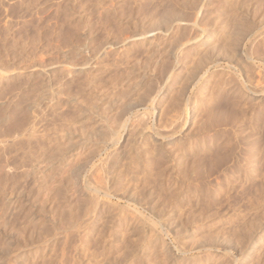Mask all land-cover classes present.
I'll return each instance as SVG.
<instances>
[{"label": "rangeland", "instance_id": "rangeland-1", "mask_svg": "<svg viewBox=\"0 0 264 264\" xmlns=\"http://www.w3.org/2000/svg\"><path fill=\"white\" fill-rule=\"evenodd\" d=\"M162 1L0 0V264H6V261L9 258H11V261L14 260L13 257H15V255L18 257V254H20L17 258L18 264H41L40 260L44 262L45 259V263L50 262L51 264L55 262L58 264L59 261L57 262V260L60 255V246L68 249V251L66 250L68 253L66 252L65 254L66 258L62 259V264H64V259H66L65 264H90L91 260L93 262V259H95L92 255L97 256L104 247L112 246L115 240L116 242L120 241V243L115 242L118 252H120L123 247L120 245L121 241L125 240L129 243L127 249L130 247L134 258H138L137 252H139L142 245L145 248L147 247L148 261H154L150 263L148 262L149 264H264V248L263 250L258 251V248L261 247L262 249V246H264V173H262L264 172V154L262 155L263 159L259 166L261 171L259 169L260 172L258 171L256 175L254 174L252 176V178L245 177L243 172L244 166L242 165L245 161H243L242 158L244 155L246 156L245 153H247V150L245 149V143H242L244 146L241 145V147H238L241 144V142L239 143L241 139H238L241 135L243 136L241 138L249 136L250 131L249 129L247 130V127H245L247 124L244 123L245 134L243 132L239 136V131L236 129V125L233 127L234 124H237L235 122L237 116L235 115L239 116L241 114V112H239V114L236 111L241 110L240 108L242 106L243 108L247 107L249 112H253V114L250 112V116H247L249 115V112L246 109V111L242 109V111H244L242 112L243 116L246 115L251 119L253 117L255 122L256 118H259V106L256 105L259 104V98L251 97L250 92L252 89L254 91H259V88L263 85V83L257 82L263 78V76L260 75L264 72V66L261 62L254 61L248 63L252 67L248 66V69H246L244 68L245 64L242 60V56H244L245 51H247L250 46L252 47V45L257 48L255 49L252 47L255 55H259L260 57L264 56L262 55V53H264V0ZM190 3H193V6H196L197 9L195 8L193 10V7L189 12L191 9V7H189ZM160 14L162 15L160 16ZM174 15L178 16L177 19L176 17H173ZM180 16H183L184 18H181ZM164 17L168 20V23L166 24L162 23L161 20ZM187 17H190L191 19ZM232 17L234 19H232ZM157 19L161 20V24L157 22ZM188 19H190V21ZM234 20L235 23H238L239 21L243 23H239L241 29L245 28L239 30L241 42L237 41L238 47H236V51L238 50L237 48L240 50L237 52L234 50V52L227 48L232 53H229V55L234 54L231 58H229V51H226L227 49H225V47V50L223 49L224 52L221 48L218 50L216 49L217 52L221 49L218 53L214 52L215 50H210L207 52L209 55L206 54L207 56H205L201 63L198 64V58L202 56V53L198 48L201 47L200 45H202L205 39L209 37L208 32H211L213 29H217L226 23H234ZM237 20L239 21L236 22ZM154 21H156L158 25H155ZM258 21L260 24L257 23ZM153 22L155 26L152 24ZM204 22L205 24H203ZM151 24L153 28L151 27ZM247 25V28L250 29L248 33L246 30L247 28L245 27ZM245 32L249 36L244 37L247 35L244 34ZM262 32L263 34H261ZM242 34H244L243 38ZM256 35L258 37H261L262 35V37L255 38ZM196 39L199 40L200 44L198 43V40L195 42ZM172 40L173 42H171ZM253 40H256V44ZM183 42H185V44H183ZM194 43H197V45ZM179 44H182L185 50L188 47L189 49L191 48L194 50H182V46L179 47ZM192 45H195L196 48ZM179 49L182 52H180ZM256 50L258 53L255 52ZM183 51L186 53L184 54ZM187 51L188 53L190 51V53L188 54ZM209 52L214 54H211L210 56ZM196 53L201 56L199 57ZM215 53L218 54V59H215L217 55ZM222 53L224 55H221ZM183 54L185 56H182ZM185 57L187 58L184 59ZM225 57L226 59H229L226 60ZM234 59L235 62L238 61L237 63L239 64L235 65ZM191 61L193 64H196L192 65ZM175 62H178L177 65H175ZM206 62L212 65L210 66ZM217 63L219 64L217 65ZM164 64L168 66H165ZM171 64H174L176 68ZM203 64H207L205 65L206 67ZM169 65L173 66H170V71L164 68L169 67ZM196 65L197 67L202 66L204 68H197ZM190 66L194 67L192 68L194 73L198 70L199 74H192ZM215 66H218L217 70ZM257 66L259 68L261 66V69H263L261 70L257 68ZM239 67H242V69L244 68L245 70H241ZM162 68L165 69V73L164 71L162 72ZM199 68L202 70H199ZM205 68L208 69L205 71ZM238 68L239 70H236ZM171 71L180 74V78L185 80H187L186 77H191L192 79L194 76L197 77L199 75L197 78L195 77L196 82L193 78V83L185 88V91L182 93L183 96H179L182 100H177L175 106H171L166 100L163 101L162 99L164 98V94L166 95V93H169V90L172 91L177 88V83L171 84L170 81L167 80V77L170 74L166 75V73H172ZM184 74H187V76ZM200 74L202 75L201 77ZM218 75L219 79L216 77ZM231 76L233 78L235 76V80L237 81L234 82L235 80ZM230 77L235 84L230 80ZM259 77L261 78L259 79ZM204 78L206 80H204ZM207 79H209L208 82H205ZM179 86L180 85H178V87ZM198 86L200 87L198 88ZM234 86L237 87L234 88ZM258 86L259 88H257ZM219 87L221 89H219ZM238 87L239 89L240 87L242 89H240V92L237 91ZM247 87L250 89L252 87V89L248 91L249 88ZM151 88L154 89L155 93ZM200 88L201 91L197 92ZM230 88H232V90ZM195 89L197 90L195 91ZM142 90L144 93L141 92ZM149 90L154 93L152 94V97L154 98L152 101L153 103L147 102V98L144 99L147 103L143 101V98L149 93H147ZM156 90L160 91L159 95H157L161 97L159 99L156 96L158 93ZM208 92L211 93V96ZM226 92H228L227 95ZM242 92H245L246 95L241 99L240 96H244L245 94ZM234 93L235 95H233ZM225 95L227 99H224ZM214 98H216V100ZM232 98H234L233 101L228 100ZM255 98L256 100L254 101L256 103L254 102V106V104L252 105V100ZM110 99L112 101H110ZM217 99L221 102L219 103ZM247 99L251 100V103ZM227 100L232 103L224 102ZM183 101H187L186 104ZM243 103L245 105L247 103L248 106L243 105ZM232 104H234V106ZM249 104L252 106L250 105L249 107ZM131 105H133V107ZM222 105H225V107ZM226 106H228V108H226ZM229 106L233 107L229 108ZM253 106L256 109H253ZM126 107L127 110H125ZM128 107L130 109H128ZM216 107L219 110H217ZM248 107L252 109L249 110ZM208 109H214L213 111L215 112H209ZM221 109L224 113H222L223 111ZM93 110H95L96 113ZM220 110L221 112H219ZM207 112H209V115H213L214 113L213 117L212 115H210V117H205ZM217 113H220L222 116L219 115V117ZM197 114L198 117L196 116ZM121 116H124L125 118H121ZM246 116L243 117L245 118V121L246 119H249ZM234 117L236 118L234 119ZM208 118H213L210 119L211 123H214L217 119H221L220 122H224L222 125L216 122L214 123V126L213 123L212 125L209 122ZM206 120L211 124L210 126L207 124ZM116 122H118L117 125L115 124ZM162 123L165 126H163ZM217 123L219 124L218 126H216ZM212 126L214 127L212 128ZM59 129L62 130L60 131ZM82 129H84L83 132ZM93 130H97L96 133L93 132ZM102 130H107L108 136L107 134L105 136L103 135V140L101 138L100 140L97 134L101 131V133H99V137H101V134L103 133ZM259 131L262 132L260 128ZM259 131H257L259 137L258 135H255V137L252 136L253 138L251 137L252 141L253 139H258L256 142L255 140L253 141L255 147H261L264 145V132L261 134ZM172 132H174V135ZM92 134H94L95 137L97 135V138ZM171 135L173 136L171 137L172 140L169 137ZM162 136L165 138H160ZM211 136H214L215 138H212ZM85 137L88 139V142ZM111 137L115 139H112ZM200 138L201 140H199ZM202 138H204V140L207 139L208 141L206 140V142L208 143H204L205 141H202ZM193 140L194 145H198V147L193 146ZM196 140H199L200 142H197ZM189 142L190 146L192 145V149L189 146ZM258 142L261 143L257 145L256 143ZM60 143L64 146L60 145ZM205 144L218 146L212 148V153L211 149L205 148L208 146H204ZM199 147L205 149L204 151L203 148H201L199 151L200 153L202 151L204 153L210 151V154L208 153L209 155L202 152L210 161L215 159L216 155L222 156L225 152L228 153V151L234 152L237 155L236 157L239 158L241 163L240 167H238L239 165H236L237 163H234V167H231L232 169L230 168L232 174H228L230 179L234 178L236 185L234 182L233 184L236 188L233 185L227 186V179L225 178L228 176H226L225 172H221L224 167H221L222 169L218 167L215 169L216 171H214V168L212 169V167L209 169L211 162L206 159V156L198 152ZM216 147L219 148V151ZM243 147L246 151L241 150ZM228 148H231L232 151ZM57 149L59 152L53 155V153L57 152ZM60 149L62 151H60ZM193 149L196 150L194 151ZM181 151L185 155L184 159L181 158ZM240 151L243 153H240ZM195 152H198V154ZM191 153L193 158L190 157ZM211 153L213 154V157L211 156L209 159ZM193 155H201L200 159L202 158L203 160H199V157L196 159ZM188 157H190V160ZM62 158L64 159L62 160ZM178 158H181L182 160H178ZM186 160H189V166L186 164L187 162L185 163ZM204 160H207L209 164L207 162L205 163ZM190 161H193V164L190 163ZM176 162L180 163V165ZM180 166H184L182 167L183 171ZM55 167L57 168L56 172L61 170L60 173L54 172L56 169ZM198 169L200 171H198ZM223 173L225 174V177ZM46 174H49V176ZM91 175L94 176L92 177ZM258 175L260 178H256ZM156 177L159 180L156 179ZM65 178L69 181L66 182ZM260 179H262L261 182ZM44 185H46V189ZM258 185L260 188H257ZM105 186L106 188L104 189ZM124 188L127 189L124 191ZM150 190H152V195L150 194ZM206 193L208 195H206ZM225 193L226 195H224ZM192 194H195L197 199H195L196 196L194 197ZM188 195H190V198H188ZM227 196L228 198H226ZM93 197L95 200H93ZM198 197L201 200L198 199ZM33 199L35 200L33 201ZM85 199H87V201ZM105 203L107 205H105ZM63 208L64 211L62 210ZM89 209L90 212H88ZM151 209L153 211H151ZM76 211L78 212L75 213ZM254 213L255 215H253ZM73 214L76 215L74 216ZM64 215L67 219L64 218ZM139 215H141V217ZM69 216H71V218ZM76 216H78V220L75 218ZM203 218L205 219L202 220ZM241 218L243 220H241ZM130 219H132V221ZM228 220L232 223L228 224ZM226 225L228 227L230 225L233 227L235 226V229L231 227L226 229ZM236 226H238L237 229ZM138 228L140 231L137 230ZM152 228H154V230ZM130 229L135 230L131 231ZM232 229L237 232L239 231V235H237V232L235 233V231L232 233ZM145 234L146 236H144ZM37 237L39 238L38 240ZM66 237H70V240L68 241L70 244H68L67 241L65 242L67 239ZM77 237H89L84 238L86 241H88L87 239L93 240L96 238L98 243L96 242L95 244H92L93 246L90 248V245L86 244L89 246H85V256L80 255L81 257H77L75 252V249H77L76 245L78 244L77 246H79V238ZM135 239H138L139 241H135ZM27 240H31L30 245ZM44 240H46V243L43 242ZM60 240L61 242H59ZM141 240L142 242H140ZM34 243H36V245ZM22 244H24L25 247ZM252 246H255L253 250L250 248ZM19 247H22V250ZM12 249L17 250L18 252L14 251L13 253ZM91 249L93 251H91ZM8 250H12L11 253ZM155 251L157 252L156 254L154 253ZM97 252L99 253L97 254ZM205 253H208L209 255ZM12 254L13 256H11ZM86 254L88 255L86 256ZM207 255L211 257L210 260H212V263L208 260L209 257ZM79 257L81 259H79ZM228 257L231 259H228ZM161 259L167 261L165 262ZM219 259H221V261ZM109 260L108 264H114L112 257H110Z\"/></svg>", "mask_w": 264, "mask_h": 264}, {"label": "bare ground", "instance_id": "bare-ground-1", "mask_svg": "<svg viewBox=\"0 0 264 264\" xmlns=\"http://www.w3.org/2000/svg\"><path fill=\"white\" fill-rule=\"evenodd\" d=\"M161 1H162V0H161ZM191 1H192V0H191ZM195 1H198V0H195ZM199 1H200V0H199ZM259 1H260V0H259ZM162 2H163V1H162ZM176 2H177V1H176ZM193 3H194V2H193ZM193 3H190V5L188 4L189 7H191V9L189 10V12L192 10L193 7H194L193 10L196 8V6H193ZM183 4H184V3H183ZM183 4H182V5H183ZM191 4H192V5H191ZM156 5H157V4H156ZM177 5H178V4H177ZM195 5H196V4H195ZM152 6H153V5H152ZM160 6H161V5H160ZM170 6H172V5H170ZM180 6H181V2H180ZM184 6H185V4H184ZM198 6H199V5H198ZM198 6H197V7H198ZM200 6H201V5H200ZM226 6H228V5H226ZM182 7H183V6H182ZM150 9H151V8H150ZM187 9H188V8H187ZM196 9H197V8H196ZM227 9H228V8H227ZM153 10H154V9H153ZM160 10H161V9H160ZM183 10H184V9H183ZM200 10H201V9H200ZM187 11H188V10H187ZM163 12H164V10H163ZM166 12H168V11H166ZM169 12H170V11H169ZM150 13H151V12H150ZM171 13H172V12H171ZM177 13H178V12H177ZM193 13H194V12H193ZM163 14H165V13H163ZM173 14H174V11H173ZM173 14H172V15H173ZM231 14H233V13H231ZM161 15H162V14H160V16H161ZM186 15H187V14H186ZM160 16H158V17H160ZM193 16H194V15H193ZM233 16H234V15H233ZM235 16H236V15H235ZM158 17H157V18H158ZM168 17H169V16H168ZM173 17H174V18L176 17V19H177L178 16H175V15H174ZM180 17H181V16H180ZM180 17H179V18H180ZM185 17H186V16H185ZM160 18H161V17H160ZM181 18H184V17L182 16ZM187 18H190V17H187ZM191 18H192V16H191ZM191 18H190V19H191ZM229 18H230V17H229ZM190 19H188V20L190 21ZM232 19H234V18L232 17ZM149 20H150V19H149ZM153 20H154V19H153ZM153 20H152V21H153ZM155 20H156V19H155ZM157 20H158V19H157ZM161 20H162V23H165V24L168 23V20H167V18L165 19V17H164L163 19H161ZM161 20H158L157 22H158L159 24H161V23H160ZM203 20H204V19H203ZM260 20H261V19H260ZM210 21H211V20H210ZM225 21H227V20H225ZM229 21H230V20H229ZM238 21H239V20H237L236 22H238ZM240 21H241V19H240ZM240 21H239L238 23H235V20H234V23H230V22H229V23H226L225 25H221V26L218 27L217 29H213L211 32H210V31L208 32L209 37L205 39V41L203 42L202 45H200V46H201V47H199L200 49L198 48V50L202 53V54H201L202 56L199 55L198 53H196L199 57L201 56L200 58H198V61H197L198 64L201 63L202 59L205 58V56L209 55L207 52L210 51V50H211V51H214V50H215L214 52H217V50H218L219 48H221L222 51L224 52L225 49L229 48V50H231V51H234V50L236 51V47H238L237 43H238L239 41L241 42V40H240L241 38H240V36H239V32H240L239 30L241 29V26H239V23H241ZM243 21H244V20H243ZM154 22H155V25H158V23H156V21H154ZM154 22L152 23L153 25H154ZM179 22H180V21H179ZM205 22H206V21H205ZM205 22H204L203 24H205ZM223 22H224V21H223ZM232 22H233V20H232ZM263 22H264V21H263ZM149 23H150V22H149ZM188 23H189V22H188ZM251 23H252V22H251ZM257 23L260 24L259 21H258ZM152 24H151V27L153 28ZM165 24H164V25H165ZM241 24H243V23H241ZM247 24H248V23H247ZM259 24H258V25H259ZM261 24H263V23H261ZM155 25H154V26H155ZM169 25H170V24H169ZM198 25H199V24H198ZM245 25H246V23H245ZM255 25H256V24H255ZM149 26H150V25H149ZM201 26H202V25H201ZM211 26H212V25H211ZM251 26H252V25H251ZM251 26H250V27H251ZM182 27H183V26H182ZM205 27H206V26H205ZM208 27H209V26H208ZM242 27H243V26H242ZM245 27L247 28L248 25L245 26ZM250 27H249V28H250ZM152 28H150V29H152ZM154 28H155V27H154ZM175 28H176V27H175ZM188 28H189V27H188ZM190 28H191V27H190ZM202 28H203V27H202ZM209 28H210V27H209ZM163 29H164V28H163ZM242 29H245V28H242ZM242 29H241V30H242ZM251 29H252V28H251ZM157 30H158V29H157ZM159 30H160V29H159ZM191 30H192V29H191ZM246 30H247V33L250 31V29H248V28H247ZM153 31H154V30H153ZM153 31H152V32H153ZM173 31H174V30H173ZM243 31H244V30H243ZM243 31H242V32H243ZM149 32H150V30H149ZM263 32H264V31H263ZM263 32H262L261 34H263ZM154 33H155V31H154ZM181 33H182V32H181ZM188 33H189V31H188ZM198 33H199V32H198ZM205 33H206V32H205ZM247 33L245 32L244 34H247ZM166 34H167V33H166ZM182 34H183V33H182ZM206 34H207V33H206ZM240 34H241V33H240ZM244 34H242V38H243V35H244ZM149 35H150V34H149ZM152 35H153V34H152ZM185 35H187V34H185ZM188 35H190V34H188ZM196 35H197V34H196ZM201 35H202V34H201ZM257 35H258V34H257ZM257 35H256V37H255V36H253V37L257 38V37H258ZM197 36H199V35H197ZM238 36H239V38H238ZM246 36H249V35L247 34V35H245L244 37H246ZM175 37H176V35H175ZM192 37H193V36H192ZM195 37H196V36H195ZM195 37H194V39H195ZM261 37H262V35H261ZM261 37H258V38H261ZM263 37H264V36H263ZM190 38H191V36H190ZM190 38H189V40H190ZM255 38H254V39H255ZM183 39H184V38H183ZM199 39H200V38H199ZM237 39H239V40H237ZM245 39H246V38H245ZM262 39H263V38H262ZM166 40H167V39H166ZM197 40H198V39H196L195 42H197ZM260 40H261V39H260ZM174 41H175V39H174ZM176 41H178V40H176ZM190 41H191V40H190ZM237 41H238V42H237ZM253 41H254V40H253ZM253 41H252V42H253ZM255 41H256V40H255ZM255 41H254V42H255ZM171 42H173V40H172ZM192 42H193V41H192ZM192 42H190V43H192ZM252 42H251V43H252ZM260 42H262V41H260ZM169 43H170V42H169ZM177 43H179V42H177ZM180 43H182V42H180ZM186 43H187V41H186ZM188 43H189V42H188ZM198 43H199V40H198ZM251 43H250V44H251ZM166 44H167V43H166ZM171 44H172V43H171ZM174 44H175V43H174ZM183 44H185V42H183ZM194 44L197 45V43H194ZM199 44H200V43H199ZM255 44H256V42H255ZM179 45H180L179 47L182 46V44H179ZM188 46H189V44H188ZM188 46H187V47H188ZM192 46H193V45H192ZM256 46H258V45H256ZM260 46H261V45H260ZM171 47H172V46H171ZM174 47H175V45H174ZM193 47H195V45H194ZM193 47H192V48H193ZM224 47H225V49H224ZM250 47H251V46H250ZM250 47H249V49H248L247 51H245L244 56L241 55V56L244 58V59L242 58V60H243V62H244V64H245V67H244V68L248 69V66L252 67V66H251L250 64H248V63H250V62H254V61H259V62H261V64L264 66V56H263V57H260L259 55H255V53H254V51H253V50H254L253 48H255V47H253V45H252L253 48H252V47L250 48ZM195 48H196V47H195ZM234 48H235V49H234ZM259 48H260V47H259ZM259 48H258V49H259ZM165 49H166V48H165ZM181 49L183 50L184 47L182 46ZM187 49H189V47H188ZM187 49H186V50H187ZM190 49H191V48H190ZM190 49H189V50H190ZM216 49H217V50H216ZM221 49H220V50H221ZM223 49H224V50H223ZM237 49L240 50L239 48H237ZM252 49H253V50H252ZM255 49H257V48H255ZM170 50H171V49H170ZM184 50H185V49H184ZM186 50H185V51H186ZM191 50H194V49H191ZM220 50H219V51H220ZM229 50L227 49L226 51H229ZM238 50H237V51H238ZM241 50H242V49H241ZM259 50H260V49H259ZM262 50H263V47H262ZM262 50H261V51H262ZM175 51H176V50H175ZM179 51L182 52L180 49H179ZM179 51H178V52H179ZM185 51H183L184 54L186 53ZM219 51H218V52H219ZM222 51H221V52H222ZM235 51H234V52H235ZM237 51H236V52H237ZM261 51H260V52H261ZM166 52H167V50H166ZM168 52H169V50H168ZM218 52H217V53H218ZM221 52H220V53H221ZM234 52H233V53H234ZM239 52H240V51H239ZM255 52H257V50H256ZM164 53H165V52H164ZM187 53H188V51H187ZM189 53H190V51H189ZM189 53H188V54H189ZM209 53H210V56H211V54H212V55L214 54V53H212V52H209ZM217 53H215V54H217ZM229 53L232 54V53L229 51V52H228V55H229ZM257 53H258V52H257ZM172 54H173V53H172ZM181 54H182V53H181ZM184 54H183L182 56H185ZM206 54H207V55H206ZM242 54H243V53H242ZM174 55H175V54H174ZM178 55H179V54H178ZM221 55H224V54L222 53ZM236 55H237V54H236ZM238 55H239V54H238ZM262 55H264V53H262ZM151 56H152V55H151ZM186 56H187V55H186ZM188 56H189V55H188ZM191 56H192V55H191ZM194 56H195V55H194ZM229 56H230V57H229ZM229 56H228V57L231 58L232 56H234V54H233V55H229ZM180 57H181V56H180ZM212 57H215V56H212ZM216 57H217V58H216ZM216 57H215V59H218V54L216 55ZM150 58H151V57H150ZM157 58H158V57H157ZM175 58H176V56H175ZM177 58H178V56H177ZM186 58H187V57H185L184 59H186ZM229 58L226 59V57H225L226 60H228ZM238 58H239V57H238ZM180 59H181V58H180ZM215 59H214V60H215ZM221 59L223 60L222 57H221ZM239 59H241V58H239ZM167 60H168V59H167ZM181 60H182V59H181ZM188 60H189V59H188ZM222 60H221V61H222ZM230 60H231V59H230ZM237 60H238V59H237ZM242 60H241V61H242ZM177 61L179 62L178 59H177ZM192 61H193V60H192ZM192 61H191V64H192V65L196 64V63L193 64ZM216 61H217V60H216ZM231 61H232V60H231ZM231 61H229V62H231ZM239 61H240V60H239ZM168 62H169V61H168ZM178 62H177V63H178ZM182 62H183V61H182ZM218 62H219V61H218ZM234 62H235V59H234ZM234 62H233V63H234ZM237 62H238V61H237ZM237 62H235V65H236V64H239V63H237ZM259 62H258V63H259ZM162 63H163V62H162ZM177 63L175 62V65H177ZM184 63H185V62H184ZM184 63H183V64H184ZM204 63H205V62H204ZM206 63L210 65V63H208V62H206ZM233 63H232V64H233ZM241 63H242V62H241ZM159 64H160V63H159ZM207 64H203V65L205 66V65H207ZM218 64H219V63H217V65H218ZM164 65H165V64H164ZM171 65H173V66L176 68V66H175L174 64H171ZM171 65H169V67H170ZM181 65H182V64H181ZM188 65H189V64H188ZM200 65H201V64H200ZM211 65H212V64H211ZM211 65H210V66H211ZM214 65H215V64H214ZM162 66H163V65H162ZM165 66H168V65H165ZM173 66H171V67H173ZM169 67H164V68H165L166 70L170 71L171 67H170V68H169ZM190 67H191V69L194 68L193 66H190ZM196 67H197V65H196ZM198 67H202V66H198ZM198 67H197V68H198ZM205 67H206V66H205ZM215 67H216V66H215ZM217 67H218V66H217ZM217 67H216V70H217ZM237 67H238V65H237ZM250 67H249V68H250ZM179 68H180V66H179ZM202 68H204V67H202ZM230 68H231V67H230ZM234 68H235V67H234ZM239 68H240V67H239ZM239 68L236 69V70H239ZM244 68H243V69H244ZM257 68H259V67L257 66ZM165 69L162 68V69H161L162 72H163ZM173 69H174V68H173ZM187 69H188V68H187ZM189 69H190V68H189ZM207 69H208V68H205V71H206ZM218 69H220V68H218ZM240 69L243 70L242 67H241ZM254 69H255V68H254ZM259 69H261V66H260ZM262 69H263V68H262ZM262 69H261V70H262ZM175 70H176V69H175ZM199 70H202V69L199 68ZM216 70H215V71H216ZM220 70H221V69H220ZM222 70H223V69H222ZM244 70H245V69H244ZM249 70H250V69H249ZM261 70H260V71H261ZM151 71H152V70H151ZM151 71H150V72H151ZM168 71H166V72H168ZM191 71H192V74H193V73H194V72H193V69H192ZM203 71H204V69H203ZM208 71H209V70H208ZM251 71H253V70H251ZM254 71H255V70H254ZM171 72H172V71H171ZM176 72H178V71H176ZM195 72H196L197 74H199V73H198V72H199L198 70L195 71ZM255 72H256V71H255ZM160 73H161V72H160ZM164 73H165V71H164ZM164 73H163V75H164ZM196 73H194V74H196ZM200 73H201V72H200ZM202 73H203V72H202ZM214 73H215V72H214ZM220 73H222V72H220ZM226 73H227V72H226ZM258 73H259V72H258ZM167 74H170V75H168L167 80H169L171 84H173V83H177V84L180 85V86L178 87V85L176 84L177 88L174 89V90H172V91L169 90V91H168L169 93H166V95L164 94V98H162V99H163V101L166 100L167 103L170 104L171 106H175L177 100H180V101L182 100V99H180L179 96H180V95L183 96V94H182L183 91H185V88H187V86H188L189 84H192V83H193V81H194L193 78L195 79L196 76H194V77L191 79V77H190L191 75L188 74V75H190V76H189L190 78L186 77L187 80H185V79H181V78H180V74L175 73V71L172 72V73H166V75H167ZM166 75H165V76H166ZM184 75L187 76V74H184ZM213 75H214V74H213ZM242 75H243V74H242ZM258 75H259V74H258ZM198 76H199V75H198ZM198 76H197V77H198ZM201 76H202V75L200 74V77H201ZM208 76H209V73H208ZM232 76H233V75H232ZM232 76H231V77H232ZM238 76H239V75H238ZM243 76H244V75H243ZM254 76H255V75H254ZM260 76H263V78L260 79L261 77H259L260 80H259V82H257V83H263V85H262L260 88H259V86L257 87V88H259V91H254V90L252 89V87H251L252 90H251L249 87H247V88H249L248 91L251 90V92H250V93H251V97L253 96V97H257V98H259V104H256V105L259 106V107H258V108H259V110H258V114H259L258 117H259V118H256V122H255L254 119H253V117H252L253 120H252L251 118L247 117V116H250V112H251V111L249 112V111L247 110V107H246V108H243V106H242L241 108L239 107L241 110H239V111H236V110H235V111L238 112V113L241 112V114L239 113V114H240L239 116H238V115H235V116H237V120L235 121L237 124H234V125H233V127L236 125V129H238V131H239V132L237 131V132L239 133V136H240L243 132H244V134H245V127H247V130L249 129V131H250V135H249V136H247V137H245V138H241V137H243V136L241 135V136L239 137L238 140L241 139V140L239 141V143L241 142V144H240V146L237 145L238 147H241V145H242V146H244V145L246 146L245 149H246L247 151L244 149V147H243V149H241V150H245V151L247 152V153H245L246 156H245L244 154H243L244 157L242 156V157H243V158H242L243 161H245V162H243L242 165L244 166V171H243V172H244V176H245V177H250V178H252V176H253L254 174L256 175L257 172L259 171V169H260L259 166H260L261 161H262V159H263L262 157L264 156V155H263V154H264V145H262L261 147H257V146L255 147V144H254V142H253L255 139H253V141H252V138L255 137V135H256V136L258 135V132H257V131H259V128L262 130V132H264V72H263V74H261ZM160 77H161V76H160ZM197 77H196V78H197ZM210 77H211V76H210ZM216 77H218V79H219V75L216 76ZM220 77H221V76H220ZM224 77H225V76H224ZM226 77H227V76H226ZM231 77H230V80L232 81ZM255 77H256V76H255ZM145 78H146V77H145ZM151 78H152V77H151ZM205 78H207V77H205ZM205 78H204V80H206ZM232 78H233V77H232ZM235 78H236V77L234 76L233 79L235 80ZM252 78H253V77H252ZM252 78H251V79H252ZM209 79H210V78H209ZM209 79H207V81H205V82H208ZM244 79H245V78H244ZM248 79H250V78H248ZM248 79H247V80H248ZM151 80H152V79H151ZM183 80H184V81H183ZM253 80H254V79H253ZM257 80H258V78H257ZM261 80H263V81H261ZM169 81H168V82H169ZM211 81H212V80H211ZM231 81H230V82H231ZM236 81H237V80H235L234 82H236ZM160 82H161V81H160ZM183 82H184V83H183ZM195 82H196V79H195ZM195 82H194V83H195ZM203 82H204V81H203ZM212 82H213V81H212ZM232 82H233V81H232ZM234 82H233V83H234ZM240 82H242V81H240ZM247 82H248V81H247ZM136 83H137V82H136ZM162 83H163V81H162ZM162 83H161V84H162ZM197 83H199V82H197ZM243 83H244V82H243ZM134 84H135V83H134ZM134 84H133V85H134ZM199 84H200V83H199ZM234 84H235V83H234ZM252 84H253V83H252ZM137 85H138V84H137ZM137 85H136V87H137ZM154 85H155V84H154ZM194 85H195V84H194ZM237 85H238V84H237ZM239 85H241V84H239ZM244 85H245V84H244ZM244 85H243V86H244ZM249 85H250V84H249ZM155 86H156V85H155ZM170 86H172V85H170ZM209 86H211V85H209ZM96 87H97V86H96ZM96 87H95V88H96ZM118 87H119V86H118ZM156 87H158V86H156ZM164 87H165V86H164ZM172 87H174V86H172ZM199 87H200V86H198V88H199ZM212 87H213V86H212ZM231 87H232V86H231ZM235 87H237V86H234V88H235ZM244 87H246V86H244ZM254 87H255V86H254ZM254 87H253V88H254ZM161 88H162V86H161ZM196 88H197V87H196ZM217 88H218V87H217ZM232 88H233V87H232ZM232 88H230V89L232 90ZM242 88H243V87H242ZM125 89H126V88H125ZM136 89H137V88H136ZM146 89H147V88H146ZM148 89H149V88H148ZM159 89H160V88H159ZM162 89H163V88H162ZM209 89L212 90L211 88H209ZM219 89H221V88L219 87ZM223 89H224V88H223ZM236 89H237V88H236ZM240 89H241V87H240ZM240 89H239V87H238L237 91L240 92V91L242 90V89H241V90H240ZM244 89H245V88H244ZM255 89H256V88H255ZM151 90L154 91V89H152V88H151ZM160 90H161V89H160ZM196 90H197V89H195V91H196ZM210 90H209V91H210ZM234 90H235V89H234ZM256 90H257V89H256ZM96 91H97V90H96ZM107 91H108V89H107ZM111 91H112V90H111ZM115 91H116V90H115ZM131 91H132V90H131ZM153 91H150V90L147 91V93L149 92L147 95H146V93H145L146 96H145V98H143V101H144V102H145L144 99H146V98H147L146 101L148 100L147 102H152V101L154 100V98L152 97V94H154L155 91H154V93H152ZM156 91H158V90H156ZM161 91H162V90H161ZM200 91H201V88H200V90L198 89L197 92H200ZM219 91H220V90H219ZM222 91H223V90H222ZM229 91H230V90H229ZM229 91H228V92H229ZM243 91H244V90H243ZM100 92H101V91H100ZM132 92H133V91H132ZM141 92H143V90H142ZM150 92H151V93H150ZM159 92H160V91H158V93L156 94V96L159 95ZM165 92H166V91H165ZM228 92H226V95H227ZM233 92H235V91H233ZM233 92H232V93H233ZM245 92H246V91H245ZM245 92H242V93H245ZM113 93H114V92H113ZM123 93H124V92H123ZM143 93H144V92H143ZM187 93H189V92H187ZM208 93H209V92H208ZM209 94H210V96H211V93H209ZM223 94H224V93H223ZM223 94H222V95H223ZM185 95H186V94H185ZM216 95H218V94H216ZM216 95H215V96H216ZM226 95H225V97L223 96L224 99H225V98L227 99ZM228 95H229V94H228ZM231 95H232V94H231ZM233 95H235V93H234ZM245 95H246V93L244 94V96H240V98H241V99L244 98ZM248 95H249V94H248ZM108 96H109V95H108ZM119 96H121V95H119ZM154 96H155V95H154ZM156 96H155V97H156ZM206 96H207V95H206ZM208 96H209V95H208ZM220 96H221V92H220ZM141 97H142V96H141ZM141 97H140V98H141ZM143 97H144V96H143ZM151 97H152V98H151ZM157 97H158V99L161 98V97H159V96H157ZM197 97H198V96H197ZM197 97H196V98H197ZM213 97H214V96H213ZM223 97H222V98H223ZM233 97H234V96H233ZM251 97H249V98H251ZM92 98H93V97H92ZM114 98H115V97H114ZM120 98H121V97H120ZM203 98H204V97H203ZM94 99H95V98H94ZM99 99H100V98H99ZM134 99H135V98H134ZM189 99H190V98H189ZM214 99L216 100V98H214ZM219 99H221V98H219ZM219 99H217V100L219 101ZM233 99H234V98H232V99H228V100H232V101H233ZM241 99H240V100H241ZM183 100H184V99H183ZM185 100H186V99H185ZM228 100H227V101H224V102H227V103H228V102H229ZM235 100H236V99H235ZM247 100H248V99H247ZM254 100H256V98L252 100V101H253L252 105H253L254 102H255ZM91 101H92V100H91ZM105 101H106V100H105ZM107 101H108V100H107ZM110 101H112V100L110 99ZM121 101H122V99H121ZM141 101H142V100H141ZM143 101H142V102H143ZM187 101H188V100H187ZM187 101H186V102H187ZM222 101H223V100H222ZM245 101H246V100H245ZM248 101L250 102L251 100H248ZM113 102H114V101H113ZM118 102H119V101H118ZM135 102H136V101H135ZM138 102H139V101H138ZM144 102H143V103H144ZM147 102H145V103H147ZM178 102H179V101H178ZM183 102H184V101H183ZM186 102H184V103L186 104ZM220 102H221V101H219V103H220ZM243 102H244V101H243ZM96 103H97V102H96ZM107 103H108V102H107ZM111 103H112V102H111ZM114 103H115V102H114ZM130 103H131V101H130ZM132 103H133V102H132ZM145 103H144V104H145ZM152 103H153V102H152ZM163 103H164V102H163ZM184 103H183V104H184ZM229 103L231 104L232 102L230 101ZM235 103H236V102H235ZM250 103H251V102H250ZM255 103H256V102H255ZM83 104H84V103H83ZM88 104H89V103H88ZM94 104H95V103H94ZM115 104H116V103H115ZM120 104H121V103H120ZM124 104H125V103H124ZM128 104H129V103H128ZM135 104H136V103H135ZM161 104H162V103H161ZM165 104H166V103H165ZM165 104H164V106H165ZM183 104H182V105H183ZM185 104H184V105H185ZM211 104H212V103H211ZM223 104H224V103H223ZM148 105H149V104H148ZM156 105H157V104H156ZM156 105H155V106H156ZM184 105H183V106H184ZM208 105H209V104H208ZM232 105L234 106V104H232ZM235 105H236V104H235ZM243 105H245V104L243 103ZM250 105H251V104H249V107H250ZM252 105H251V106H252ZM111 106H112V105H111ZM128 106H129V105H128ZM131 106L133 107V105H131ZM138 106H139V105H138ZM140 106H141V104H140ZM151 106H152V105H151ZM166 106H167V105H166ZM186 106H187V105H186ZM222 106L225 107V105H222ZM233 106H232V107H233ZM245 106H248L247 103H246ZM254 106H255V104H254ZM254 106H253V109L255 108ZM73 107H75V106H73ZM90 107H91V106H90ZM94 107H95V106H94ZM121 107H122V106H121ZM121 107H120V108H121ZM124 107H125V106H124ZM136 107H137V106H136ZM141 107H142V106H141ZM232 107L229 106V108H232ZM249 107H248V109L251 110L252 108L250 109ZM78 108H79V107H78ZM78 108H77V109H78ZM87 108H88V107H87ZM108 108L110 109L109 106H108ZM108 108H107V110H108ZM122 108H123V107H122ZM148 108H149V107H148ZM161 108H163V107H161ZM161 108H160V109H161ZM180 108H181V107H180ZM184 108H185V107H184ZM226 108H228V106H226ZM237 108H238V107H237ZM91 109H92V108H91ZM124 109H125V108H124ZM128 109H130V108L128 107ZM131 109H132V108H131ZM149 109H150V108H149ZM164 109H165V108H164ZM216 109H217V107H216ZM222 109H223V108H222ZM222 109H221V110H222ZM242 109H243V110L246 109V110L249 112V113H248L249 115H247V116L244 114L247 118H249V119H246V121L244 120L245 118H243V117H245V116H243V113H242V112H244V111H242ZM255 109H256V108H255ZM96 110H97V109H96ZM101 110H103V109H101ZM121 110H122V109H121ZM125 110H127V107H126ZM179 110H180V109H179ZM198 110H199V109H198ZM208 110H209V112H210V111L215 112V111H213L214 109H213V110L208 109ZM217 110H219V109H217ZM221 110H220L219 112H221ZM225 110H226V109H225ZM246 110H245V111H246ZM91 111H92V110H91ZM93 111L95 112V110H93ZM103 111H104V110H103ZM161 111H162V110H161ZM169 111H170V110H169ZM182 111H183V110H182ZM201 111H202V110H201ZM222 111H223V110H222ZM226 111H228V110H226ZM229 111H230V110H229ZM254 111H255V110H254ZM75 112H76V111H75ZM123 112H124V111H123ZM123 112H122V113H123ZM178 112H179V111H178ZM209 112H207L208 115L206 114L205 117H210V115H212V114L209 115ZM212 112H211V113H212ZM217 112H218V111H217ZM233 112H234V111H233ZM255 112H256V111H255ZM79 113H80V112H79ZM79 113H78V114H79ZM95 113H96V112H95ZM100 113H101V111H100ZM110 113H111V112H110ZM174 113H175V110H174ZM222 113H224V111H223ZM225 113H226V112H225ZM238 113H237V114H238ZM251 113L253 114V112H251ZM80 114H81V113H80ZM92 114H93V112H92ZM145 114H146V113H145ZM166 114H167V113H166ZM179 114H180V113H179ZM200 114H202V113H200ZM200 114H199V115H200ZM204 114H205V113H204ZM217 114H218V116L220 115V113H217ZM256 114H257V113H256ZM119 115H120V114H119ZM202 115H203V114H202ZM213 115H214V113H213ZM213 115H212V117H213ZM223 115H224V114H223ZM225 115H226V114H225ZM230 115H231V114H230ZM74 116H75V115H74ZM74 116H73V117H74ZM78 116H79V115H78ZM116 116H117V114H116ZM133 116H134V115H133ZM176 116H177V115H176ZM196 116L198 117V114H197ZM216 116H217V115H216ZM216 116H215V119H216ZM220 116H222V115H220ZM220 116H219V117H220ZM122 117H124V116H121V118H122ZM160 117H161V115H160ZM179 117H180V116H179ZM179 117H178V118H179ZM181 117H182V116H181ZM229 117H230V116H229ZM77 118H78V117H77ZM100 118H101V117H100ZM124 118H125V117H124ZM140 118H141V117H140ZM161 118H162V117H161ZM165 118H166V117H165ZM224 118H225V117H224ZM235 118H236V117H234V119H235ZM141 119H142V118H141ZM162 119H163V118H162ZM175 119H176V118H175ZM179 119H180V118H179ZM201 119H202V118H201ZM201 119H200V120H201ZM208 119H209V122H210V119H213V118H208ZM228 119H230V118H228ZM99 120H100V119H99ZM138 120H139V119H138ZM169 120H170V119H169ZM181 120H182V118H181ZM218 120H219V121H218ZM110 121H111V120H110ZM112 121H114V120H112ZM118 121H119V120H118ZM166 121H167V120H166ZM176 121H177V120H176ZM220 121H221V119H217L214 123L218 122V123H220V125H222V123L224 122V121H223V118H222V121H223V122H220ZM83 122H84V121H83ZM164 122H165V121H164ZM204 122H205V121H204ZM206 122H207V120H206ZM235 122H233V123H235ZM246 122H247V123H246ZM71 123H73V122H71ZM84 123H85V122H84ZM113 123H114V122H113ZM117 123H118V122H116L115 124L117 125ZM119 123H120V122H119ZM136 123H137V122H136ZM138 123H139V122H138ZM160 123H161V122H160ZM165 123H166V122H165ZM198 123H199V122H198ZM201 123H202V122H201ZM210 123H211V122H210ZM212 123H213V122H212ZM212 123H211V124H212ZM214 123H213V124H214ZM218 123L216 124V126L219 125ZM244 123L247 124V125L245 126ZM81 124H83V123H81ZM100 124H101V123H100ZM100 124H99V125H100ZM115 124H114V125H115ZM162 124H163V123H162ZM167 124H171V123H167ZM204 124H206V123H204ZM207 124H209V123L207 122ZM211 124H209V126H210ZM213 124H212V125H213ZM96 125H97V124H96ZM110 125H111V124H110ZM137 125H138V124H137ZM173 125H176V124H173ZM192 125H193V124H192ZM223 125H224V124H223ZM243 125H244L245 127H244ZM73 126H75V125H73ZM73 126H72V127H73ZM140 126H141V125H140ZM163 126H165V125L163 124ZM168 126H169V125H168ZM170 126H171V125H170ZM194 126H195V124H194ZM203 126H204V125H203ZM207 126H208V125H207ZM214 126H215V124H214ZM214 126H212V128H213ZM226 126H228V125H226ZM229 126H230V125H229ZM72 127H71V128H72ZM75 127H76V126H75ZM132 127H133V126H132ZM134 127H135V126H134ZM160 127H161V126H160ZM197 127H198V126H197ZM201 127H202V126H201ZM233 127H232V128H233ZM60 128H61V126H60ZM78 128H79V127H78ZM80 128H81V127H80ZM93 128H94V127H93ZM96 128H97V127H96ZM96 128H95V129H96ZM114 128H115V127H114ZM139 128H142V127H139ZM168 128H169V127H168ZM210 128H211V127H210ZM212 128H211V129H212ZM135 129H136V128H135ZM135 129H133V130H135ZM165 129H166V128H165ZM173 129H174V128H173ZM196 129H197V128H196ZM207 129H208V128H207ZM207 129H206V130H207ZM59 130H60V129H59ZM61 130H62V129H61ZM61 130H60V131H61ZM72 130H73V129H72ZM83 130H84V129H82V132H83ZM90 130H91V129H90ZM201 130H202V129H201ZM233 130H234V129H233ZM56 131H58V130H56ZM86 131H87V130H86ZM91 131H92V130H91ZM96 131H97V130H95V131L93 130V132H95V133H96ZM102 131H103V133L101 134V137H99V133H101V131L97 134L99 139H100V138L102 139L103 135L105 136V135L107 134V130H102ZM115 131H116V129H115ZM115 131H114V132H115ZM139 131H140V130H139ZM166 131H167V130H166ZM174 131H175V130H174ZM176 131H178V130H176ZM199 131H200V130H199ZM203 131H204V130H203ZM73 132H74V131H73ZM89 132H90V131H89ZM132 132H133V131H132ZM160 132H161V131H160ZM235 132H236V131H235ZM256 132H257V134H256ZM262 132L259 131V133L263 134ZM87 133H88V132H87ZM91 133H92V132H91ZM95 133H94V134H95ZM137 133H138V132H137ZM137 133H136V134H137ZM158 133H159V132H158ZM162 133H164V132H162ZM194 133H195V132H194ZM248 133H249V132H248ZM248 133H246V134H248ZM74 134H75V133H74ZM84 134H85V133H84ZM94 134H92V135L95 137ZM131 134H132V133H131ZM133 134H134V133H133ZM172 134L174 135V132H172ZM189 134H190V133H189ZM71 135H72V134H71ZM85 135H86V134H85ZM97 135H96L95 138H97ZM128 135H129V134H128ZM192 135H193V134H192ZM209 135H210V134H209ZM93 136H92V137H93ZM107 136H108V134H107ZM133 136H134V135H133ZM236 136H237V135H236ZM252 136H253V137H252ZM260 136H261V135H260ZM50 137H51V136H50ZM71 137H72V136H71ZM87 137H88V135H87ZM109 137H110V136H109ZM158 137H159V136H158ZM169 137L171 138V137H173V136L171 135V136H169ZM203 137H204V136H203ZM211 137H212V136H211ZM213 137H214V136H213ZM213 137H212V138H213ZM237 137H238V136H237ZM251 137H252V138H251ZM258 137H259V135H258ZM261 137H262V136H261ZM59 138H60V137H59ZM75 138H76V137H75ZM81 138H82V137H81ZM85 138H86V137H85ZM104 138H105V137H104ZM111 138H112V137H111ZM128 138H129V137H128ZM160 138H165V137L162 136V137H160ZM170 138H169V139H170ZM194 138H195V137H194ZM212 138H211V140H212ZM214 138H215V137H214ZM233 138H234V137H233ZM256 138H257V137H256ZM69 139H70V138H69ZM86 139H87V138H86ZM101 139H100V140H101ZM112 139H115V138H112ZM169 139H168V140H169ZM74 140H76V139H74ZM89 140H90V137H89ZM102 140H103V139H102ZM107 140H108V139H107ZM171 140H172V138H171ZM183 140H184V139H183ZM185 140H186V139H185ZM199 140H201V138H200ZM199 140H196V141L198 142ZM206 140H207V139H206ZM206 140H204V138H202V141H205L204 143H208V142H206ZM213 140H214V139H213ZM97 141H98V140H97ZM105 141H106V140H105ZM112 141H113V140H112ZM133 141H134V140H133ZM196 141H195V142H196ZM207 141H208V140H207ZM256 141H258V139L255 140V142H256ZM260 141H261V138H260ZM263 141H264V140H263ZM263 141H262V143H263ZM81 142H82V141H81ZM87 142H88V139H87ZM95 142H96V140H95ZM163 142H164V141H163ZM199 142H200V141H199ZM211 142H212V141H211ZM235 142H236V141H235ZM79 143H80V142H79ZM170 143H171V142H170ZM209 143H210V142H209ZM214 143H215V142H214ZM214 143H213V144H214ZM242 143H245V144L243 145ZM260 143H261V142H258V143H256V144L259 145ZM134 144H135V143H134ZM187 144H188V143H187ZM191 144H192V143H191ZM195 144H196V143H195ZM197 144H198V143H197ZM202 144H203V142H202ZM216 144H217V143H216ZM263 144H264V143H263ZM60 145H62V144L60 143ZM65 145H66V144H65ZM95 145H96V144H95ZM129 145H130V144H129ZM206 145H208V144H205L204 146H206ZM233 145H234V143H233ZM62 146H64V145H62ZM67 146H69V145H67ZM73 146H74V144H73ZM166 146H168V145H166ZM189 146H190V142H189ZM191 146H192V145H191ZM191 146H190V148H191ZM193 146L198 147V145H194V140H193ZM200 146H201V143H200ZM204 146H203V147H204ZM214 146H218V145H214ZM214 146L210 144V145L206 146L205 148H206V149H207V148H208V149H211V151H212V148H213ZM226 146H227V145H226ZM58 147H59V146H58ZM65 147H66V146H65ZM77 147H78V146H77ZM79 147H80V146H79ZM182 147H183V146H182ZM203 147H199L198 152H199L200 149L203 148ZM59 148H60V147H59ZM67 148H69V147H67ZM164 148H165V147H164ZM184 148H185V147H184ZM186 148H187V147H186ZM190 148H189V149H190ZM216 148H217V147H216ZM216 148H214V149H216ZM61 149H62V148H61ZM61 149H60V151H62ZM74 149H75V148H74ZM157 149H158V148H157ZM175 149H176V148H175ZM191 149H192V148H191ZM196 149H197V148H196ZM196 149H195V150H196ZM218 149H219V148H217V150H218ZM228 149H229V148H228ZM234 149H235V147H234ZM234 149H233V150H234ZM63 150H64V149H63ZM79 150H80V149H79ZM92 150H93V149H92ZM162 150H163V149H162ZM170 150H171V149H170ZM172 150H173V149H172ZM193 150H194V149H193ZM195 150H194V151H195ZM203 150L205 151L204 148H203ZM229 150H231V148H230ZM235 150H236V149H235ZM238 150H239V149H238ZM66 151H67V150H66ZM68 151H69V150H68ZM70 151H71V150H70ZM74 151H75V150H74ZM95 151H96V150H95ZM156 151H157V150H156ZM166 151H167V150H166ZM183 151H184V149H183ZM186 151H187V150H186ZM186 151H185V152H186ZM218 151H219V150H218ZM231 151H232V150H231ZM58 152H59V151H58V149H57V152H56V153H53V155H54V154H57ZM88 152H89V151H88ZM91 152H92V151H91ZM91 152H90V153H91ZM154 152H155V151H154ZM162 152H163V151H162ZM190 152H191V151H190ZM198 152H195V153L198 154ZM202 152H203V151H202ZM202 152H201V153L199 152V153L202 154V155H204V154H208V153L210 154V151H207V153H204V152H203L204 154H203ZM214 152H215V151H214ZM62 153H63V152H62ZM68 153H69V152H68ZM86 153H87V152H86ZM90 153H89V154H90ZM92 153H93V152H92ZM163 153H164V152H163ZM181 153H182V151H181ZM212 153H213V151H212ZM212 153H211V155L209 156V159H210V157L213 155ZM219 153H220V152H219ZM225 153H227V152H225ZM225 153H224L223 155L221 154L222 156H219V155L217 156V155H216V158H215V156H214L215 159H213L212 161L208 160V157H207L206 155H204V156H206V159H207L209 162H211V163H210V166H209V169L212 167V169L214 168V171H216L215 169H217L218 167H220V168H221V167H222V168L224 167L223 170H221V172H225L226 176H228V174H232V173H231V172H232V170H231L232 168H231V167H234L233 164H234V163H237L236 165H239L238 167H240V164H241V163H240L239 158L236 157L237 155H236L234 152H229V151H228L227 154H225ZM240 153H243V152L240 151ZM83 154H84V153H83ZM112 154H113V152H112ZM136 154H137V153H136ZM171 154H172V153H171ZM178 154H179V153H178ZM187 154H189V153H187ZM193 154H194V153H193ZM209 154H208V155H209ZM238 154H239V153H238ZM53 155H51V156H53ZM71 155H72V154H71ZM115 155H116V154H115ZM160 155H162V154H160ZM214 155H215V154H214ZM240 155H241V154H240ZM262 155H263V156H262ZM57 156H58V155H57ZM82 156H83V155H82ZM148 156H151V155H148ZM172 156H173V155H172ZM175 156H176V155H175ZM189 156H190V155H189ZM193 156H195V155H193ZM200 156H201V155H200ZM200 156H195V158L197 159V157H199V160H201L202 158L200 159ZM204 156H202V157H204ZM66 157H67V156H66ZM84 157H85V156H84ZM159 157H160V156H159ZM179 157H180V155H179ZM190 157H192V153H191V156H190ZM190 157H188L189 160H190ZM212 157H213V156H212ZM54 158H55V157H54ZM59 158H60V157H59ZM69 158H70V157H69ZM111 158H112V157H111ZM130 158H131V157H130ZM148 158H149V157H148ZM156 158H157V157H156ZM164 158H165V157H164ZM167 158H168V157H167ZM181 158H182V159L185 158V155H184L183 153L181 154ZM181 158H180V159H181ZM192 158H193V157H192ZM52 159H53V157H52ZM63 159H64V158H62V160H63ZM127 159H128V158H127ZM127 159H126V160H127ZM139 159H140V158H139ZM180 159L178 158V160H180ZM182 159H181V160H182ZM186 159H187V158H186ZM204 159H205V158H204ZM240 159H241V156H240ZM49 160H50V159H49ZM49 160H48V162H49ZM56 160H57V159H56ZM67 160H68V159H67ZM67 160H66V161H67ZM74 160H75V159H74ZM105 160H106V158H105ZM107 160H108V159H107ZM160 160H161V159H160ZM163 160H164V159H163ZM189 160H186L185 163L187 162L186 164H188V161H189ZM193 160H194V159H193ZM202 160H203V159H202ZM207 160H204V161H205V163L207 162V163L209 164V162H208ZM52 161H53V160H52ZM89 161H90V160H89ZM139 161H140V160H139ZM204 161H203V162H204ZM85 162H86V161H85ZM170 162H171V160H170ZM203 162H202V163H203ZM69 163H70V162H69ZM131 163H132V162H131ZM140 163H141V162H140ZM156 163H157V162H156ZM158 163H159V162H158ZM176 163H177V162H176ZM181 163H182V162H181ZM183 163H184V162H183ZM190 163L193 164V161H192V162L190 161ZM194 163H195V161H194ZM244 163H245V164H244ZM48 164H49V163H48ZM51 164H52V163H51ZM71 164H72V163H71ZM103 164H104V163H103ZM133 164H134V163H133ZM171 164H172V163H171ZM177 164L180 165V163H177ZM208 164H206V165H208ZM49 165H50V164H49ZM56 165H57V164H56ZM69 165H70V164H69ZM97 165H98V164H97ZM154 165H155V164H154ZM156 165H157V164H156ZM189 165H190V164H188V166H189ZM194 165H196V164H194ZM206 165H205V166H206ZM242 165H241V166H242ZM58 166H59V165H58ZM60 166H61V165H60ZM116 166H118V165H116ZM119 166H120V164H119ZM121 166H122V165H121ZM123 166H124V164H123ZM146 166H147V165H146ZM157 166H158V165H157ZM167 166H168V165H167ZM184 166H186V165H184ZM184 166H180V168L182 169V171H183V168H182V167H184ZM191 166H192V165H191ZM191 166H190V167H191ZM108 167H109V166H108ZM178 167H179V166H178ZM55 168H56V167H55ZM55 168H54V169H55ZM61 168H62V166H61ZM95 168H96V167H95ZM113 168H114V167H113ZM120 168H121V167H120ZM158 168H159V167H158ZM200 168H201V166H200ZM220 168H219V169H220ZM222 168H221V169H222ZM230 168H231V169H230ZM242 168H243V167H242ZM46 169H47V168H46ZM65 169H66V168H65ZM65 169H64V170H65ZM107 169H108V168H107ZM111 169H112V168H111ZM125 169H126V168H125ZM129 169H130V168H129ZM176 169H177V168H176ZM178 169H179V168H178ZM181 169H180V171H181ZM233 169H234V168H233ZM263 169H264V168H263ZM41 170H42V169H41ZM43 170H44V168H43ZM50 170H51V169H50ZM52 170H53V169H52ZM56 170H57V168L54 170V172H56ZM76 170H77V168H76ZM101 170H102V169H101ZM114 170H115V169H114ZM161 170H162V169H161ZM193 170H194V169H193ZM205 170H206V169H205ZM237 170H238V169H237ZM240 170H241V169H240ZM39 171H40V170H39ZM60 171H61V170H60ZM60 171H57V172L60 173ZM65 171H66V170H65ZM104 171H105V170H104ZM130 171H132V170H130ZM147 171H148V170H147ZM157 171H158V170H157ZM182 171H181V172H182ZM184 171H186V170H184ZM198 171H200V170L198 169ZM219 171H220V170H219ZM235 171H236V170H235ZM260 171H261V169H260ZM260 171H259V172H260ZM54 172H53V173H54ZM57 172H56V173H57ZM67 172H68V171H67ZM75 172H76V171H75ZM75 172H74V173H75ZM77 172H78V171H77ZM136 172H137V171H136ZM142 172H143V171H142ZM155 172H156V171H155ZM177 172H178V171H177ZM181 172H180V173H181ZM227 172H228V173H227ZM56 173H55V174H56ZM62 173H63V172H62ZM69 173H70V172H69ZM72 173H73V172H72ZM103 173H104V172H103ZM111 173H112V172H111ZM124 173H125V172H124ZM133 173H134V172H133ZM144 173H145V172H144ZM144 173H143V174H144ZM159 173H160V172H159ZM183 173H184V172H183ZM219 173H220V172H219ZM239 173H240V172H239ZM262 173H264V172H262ZM43 174H44V173H43ZM66 174H67V173H66ZM70 174H71V173H70ZM106 174H107V173H106ZM119 174H120V173H119ZM140 174H141V172H140ZM190 174H191V173H190ZM225 174L223 173L224 177H225ZM258 174H261V173H258ZM46 175H47V174H46ZM51 175H52V174H51ZM72 175H73V174H72ZM77 175H78V174H77ZM144 175H145V174H144ZM203 175H204V174H203ZM47 176H49V174H48ZM54 176H55V175H54ZM54 176H53V177H54ZM63 176H64V175H63ZM65 176H66V175H65ZM91 176H92V175H91ZM93 176H94V175H93ZM93 176H92V177H93ZM107 176H108V175H107ZM126 176H127V175H126ZM220 176H221V175H220ZM263 176H264V175H263ZM263 176H262V177H263ZM50 177H52V176H50ZM89 177H90V176H89ZM102 177H104V176H102ZM110 177H111V176H110ZM129 177H130V176H129ZM154 177H155V176H154ZM215 177H216V176H215ZM230 177H232V176H230ZM233 177H234V176H233ZM236 177H237V176H236ZM258 177H259V175H258L256 178H258ZM67 178H68V177H67ZM73 178H74V177H73ZM75 178H76V177H75ZM104 178H105V177H104ZM127 178H128V177H127ZM143 178H144V177H143ZM151 178H152V177H151ZM250 178H249V179H250ZM259 178H260V177H259ZM44 179H45V178H44ZM49 179H50V178H49ZM98 179H99V178H98ZM107 179H109V178H107ZM156 179H158V178L156 177ZM156 179H155V181L157 182ZM161 179H162V178H161ZM225 179H227V180H226V184H227V186H232V185L234 186V184H235L234 178H233V179H230L229 176H228V177L225 178ZM236 179H237V178H236ZM254 179H255V178H254ZM254 179H253V180H254ZM63 180H64V179H63ZM65 180H66V178H65ZM92 180H93V179H92ZM94 180H95V179H94ZM105 180H106V179H105ZM118 180H120V179H118ZM118 180H117V181H118ZM121 180H122V179H121ZM146 180H147V179H146ZM158 180H159V179H158ZM247 180H248V179H247ZM261 180H262V179H260V182H261ZM46 181H47V180H46ZM53 181H54V180H53ZM68 181H69V180H66V182H68ZM70 181H71V180H70ZM73 181H74V180H73ZM153 181H154V180H153ZM160 181H161V180H160ZM223 181H224V180H223ZM223 181H222V182H223ZM245 181H246V180H245ZM248 181H250V180H248ZM51 182H52V181H51ZM71 182H72V181H71ZM93 182H95V181H93ZM111 182H112V181H111ZM114 182H115V181H114ZM233 182H234V184H233ZM246 182H247V181H246ZM251 182H252V181H251ZM251 182H250V183H251ZM72 183H73V182H72ZM154 183H155V182H154ZM252 183H253V182H252ZM257 183H258V182H257ZM48 184H49V183H48ZM103 184H104V183H103ZM118 184H119V183H118ZM157 184H158V183H157ZM159 184H160V183H159ZM164 184H165V183H164ZM243 184H244V183H243ZM52 185H53V184H52ZM54 185H55V184H54ZM57 185H58V184H57ZM98 185H99V184H98ZM101 185H102V184H101ZM112 185H113V183H112ZM123 185H124V184H123ZM133 185H135V184H133ZM144 185H145V184H144ZM144 185H143V187H144ZM155 185H156V184H155ZM217 185H218V184H217ZM235 185H236V184H235ZM244 185H245V184H244ZM250 185H251V184H250ZM41 186H42V185H41ZM44 186H45V189H46V185H44ZM99 186H100V185H99ZM103 186H104V185H103ZM108 186H109V185H108ZM118 186H119V185H118ZM128 186H129V185H128ZM173 186H174V185H173ZM179 186H180V185H179ZM219 186H220V185H219ZM222 186H223V185H222ZM238 186H240V185H238ZM51 187H52V186H51ZM133 187H134V186H133ZM137 187H138V186H137ZM149 187H150V186H149ZM151 187H152V186H151ZM203 187H204V186H203ZM220 187H221V186H220ZM234 187H235V186H234ZM248 187H249V185H248ZM261 187H262V186H261ZM263 187H264V186H263ZM41 188H42V187H41ZM99 188H100V187H99ZM101 188H102V187H101ZM105 188H106V186L104 187V189H105ZM138 188H140V187H138ZM159 188H160V187H159ZM194 188H196V187H194ZM235 188H236V187H235ZM242 188H243V187H242ZM245 188H246V187H245ZM252 188H253V186H252ZM257 188H260L259 185H258ZM109 189H110V188H109ZM126 189H127V188H126ZM126 189L124 188V191H125ZM141 189H142V188H141ZM153 189H154V188H153ZM156 189H157V188H156ZM156 189H155V190H156ZM161 189H162V188H161ZM161 189H160V190H161ZM37 190H38V189H37ZM50 190H51V189H50ZM106 190H108V189H106ZM106 190H105V191H106ZM122 190H123V189H122ZM137 190H138V189H137ZM137 190H136V191H137ZM192 190H193V189H192ZM192 190H191V191H192ZM229 190H230V189H229ZM253 190H254V189H253ZM47 191H48V189H47ZM95 191H96V190H95ZM108 191H109V190H108ZM108 191H107V192H108ZM124 191H123V192H124ZM151 191H152V190H150V192H151ZM210 191H211V190H210ZM219 191H220V190H219ZM234 191H235V190H234ZM256 191H257V190H256ZM42 192H43V191H42ZM55 192H56V191H55ZM55 192H54V193H55ZM57 192H58V191H57ZM145 192H146V191H145ZM205 192H206V191H205ZM207 192H208V190H207ZM230 192H231V191H230ZM36 193H37V192H36ZM48 193H49V191H48ZM97 193H98V192H97ZM194 193H195V191H194ZM196 193H198V192H196ZM199 193H200V192H199ZM235 193H236V192H235ZM55 194H56V193H55ZM55 194H54V195H55ZM57 194H59V193H57ZM145 194H146V193H145ZM150 194L152 195V192H151ZM155 194H156V193H155ZM43 195H44V194H43ZM122 195H124V194H122ZM133 195H134V194H133ZM141 195H142V194H141ZM192 195H193L194 197L196 196L195 194H192ZM206 195H208V194L206 193ZM210 195H211V194H210ZM219 195H220V194H219ZM224 195H226V193H225ZM56 196H58V195H56ZM56 196H55V197H56ZM128 196H129V195H128ZM134 196H135V195H134ZM188 196H189L188 198H190V195H188ZM26 197H27V194H26ZM34 197H35V196H34ZM44 197H45V196H44ZM44 197H43V198H44ZM47 197H48V196H47ZM55 197H54V198H55ZM141 197H143V196H141ZM152 197H153V196H152ZM35 198H36V197H35ZM91 198H92V195H91ZM129 198H130V197H129ZM206 198H208V197H206ZM215 198H216V197H215ZM226 198H228V196H227ZM56 199H57V197H56ZM96 199H97V198H96ZM182 199H183V198H182ZM192 199H193V197H192ZM195 199H197V196H196ZM198 199H200V198L198 197ZM204 199H205V198H204ZM34 200H35V199H33V201H34ZM53 200H54V199H53ZM81 200H82V199H81ZM85 200L87 201V199H85ZM85 200H84V201H85ZM93 200H95L94 197H93ZM125 200H126V199H125ZM179 200H180V199H179ZM189 200H190V199H189ZM200 200H201V199H200ZM200 200H199V201H200ZM208 200H209V199H208ZM42 201H43V199H42ZM84 201H83V202H84ZM91 201H92V200H91ZM133 201H134V199H133ZM133 201H132V202H133ZM145 201H146V200H145ZM149 201H150V199H149ZM149 201H148V202H149ZM186 201H188V200H186ZM221 201H222V200H221ZM43 202H44V201H43ZM94 202H95V201H94ZM139 202H141V201H139ZM163 202H164V201H163ZM188 202H189V201H188ZM197 202H198V201H197ZM203 202H204V200H203ZM203 202H202V203H203ZM205 202H206V201H205ZM210 202H211V201H210ZM57 203H58V202H57ZM97 203H98V202H97ZM97 203H96V204H97ZM99 203H100V202H99ZM186 203H187V202H186ZM198 203H199V202H198ZM211 203H212V202H211ZM18 204H19V203H18ZM43 204H44V203H43ZM52 204H53V203H52ZM54 204H55V203H54ZM85 204H86V203H85ZM91 204H92V203H91ZM102 204H103V202H102ZM102 204H101V205H102ZM137 204H138V203H137ZM207 204H208V203H207ZM226 204H227V203H226ZM231 204H232V203H231ZM55 205H56V204H55ZM105 205H107V204L105 203ZM105 205H104V206H105ZM163 205H164V204H163ZM175 205H176V204H175ZM177 205H178V204H177ZM187 205H188V204H187ZM194 205H195V204H194ZM41 206H42V204H41ZM41 206H40V208H41ZM49 206H50V205H49ZM49 206H48V207H49ZM51 206H54V205H51ZM56 206H57V205H56ZM60 206H61V205H60ZM62 206H64V205H62ZM104 206H103V208H104ZM161 206H162V205H161ZM164 206H165V205H164ZM164 206H163V208H164ZM204 206H205V203H204ZM208 206H209V205H208ZM216 206H217V205H216ZM218 206H219V205H218ZM222 206H223V205H222ZM115 207H116V206H115ZM172 207H173V206H172ZM210 207H211V206H210ZM42 208H44V207H42ZM50 208H51V207H50ZM103 208H102V210H103ZM175 208H176V207H175ZM183 208H184V207H183ZM187 208H188V207H187ZM198 208H199V207H198ZM202 208H203V207H202ZM217 208H218V207H217ZM225 208H226V207H225ZM227 208H228V207H227ZM149 209H150V208H149ZM177 209H178V208H177ZM184 209H185V208H184ZM193 209H194V208H193ZM39 210H40V209H39ZM41 210H42V209H41ZM57 210H58V209H57ZM59 210H60V209H59ZM62 210L64 211V208H63ZM107 210H108V208H107ZM114 210H116V209H114ZM114 210H113V211H114ZM156 210H157V209H156ZM173 210H174V209H173ZM190 210H191V209H190ZM194 210H195V209H194ZM204 210H205V209H204ZM213 210H214V209H213ZM216 210H217V209H216ZM233 210H234V209H233ZM235 210H236V209H235ZM78 211H79V210H78ZM78 211H76L75 213H77ZM93 211H94V209H93ZM127 211H128V210H127ZM129 211H130V209H129ZM151 211H153V210L151 209ZM157 211H158V210H157ZM181 211H185V210H181ZM218 211H219V210H218ZM38 212H39V211H38ZM65 212H66V211H65ZM68 212H69V211H68ZM88 212H90V209L88 210ZM122 212H123V211H122ZM122 212H121V213H122ZM133 212H134V211H133ZM135 212H136V211H135ZM155 212H156V211H155ZM158 212H159V211H158ZM215 212H216V211H215ZM256 212H257V211H256ZM259 212H260V211H259ZM40 213H41V212H40ZM58 213H59V211H58ZM58 213H57V214H58ZM66 213H67V212H66ZM84 213H85V212H84ZM97 213H98V212H97ZM178 213H181V212H178ZM182 213H183V212H182ZM61 214H62V212H61ZM78 214H79V213H78ZM82 214H83V213H82ZM136 214H137V212H136ZM138 214H139V213H138ZM184 214H185V213H184ZM189 214H190V213H189ZM193 214H194V213H193ZM199 214H200V213H199ZM234 214H235V213H234ZM73 215H74V214H73ZM75 215H76V214H75ZM75 215H74V216H75ZM158 215H159V214H158ZM168 215H169V214H168ZM178 215H180V214H178ZM207 215H208V214H207ZM214 215H215V214H214ZM253 215H255V213H254ZM139 216L141 217V215H139ZM166 216H167V215H166ZM166 216H165V217H166ZM172 216H173V215H172ZM200 216H201V215H200ZM227 216H228V215H227ZM229 216H230V215H229ZM52 217H53V216H52ZM56 217H57V216H56ZM69 217L71 218V216H69ZM72 217H73V216H72ZM77 217H78V216H76L75 218L78 220ZM104 217H105V216H104ZM118 217H119V216H118ZM120 217H121V216H120ZM157 217H158V216H157ZM165 217H164V218H165ZM167 217H169V216H167ZM187 217H188V215H187ZM205 217H206V216H205ZM207 217H208V216H207ZM209 217H210V215H209ZM60 218H61V217H60ZM64 218H66L65 215H64ZM70 218H69V219H70ZM107 218H108V217H107ZM138 218H139V217H138ZM159 218H160V217H159ZM162 218H163V217H162ZM174 218H175V217H174ZM176 218H177V217H176ZM178 218H180V217H178ZM184 218H185V217H184ZM200 218H202V217H200ZM200 218H199V219H200ZM230 218H232V217H230ZM245 218H246V217H245ZM66 219H67V218H66ZM111 219H112V218H111ZM140 219H141V218H140ZM172 219H173V218H172ZM204 219H205V218H203L202 220H204ZM227 219H228V218H227ZM236 219H237V218H236ZM70 220H71V219H70ZM89 220H90V218H89ZM128 220H129V219H128ZM130 220L132 221V219H130ZM136 220H139V219H136ZM141 220H142V219H141ZM157 220H158V219H157ZM175 220H176V219H175ZM180 220H181V219H180ZM221 220H222V219H221ZM230 220H231V219H230ZM241 220H243V219L241 218ZM241 220H240V221H241ZM177 221H178V220H177ZM226 221H227V220H226ZM235 221H236V220H235ZM238 221H239V220H238ZM103 222H104V221H103ZM159 222H160V221H159ZM178 222H179V221H178ZM224 222H225V221H224ZM132 223H133V222H132ZM134 223H135V222H134ZM137 223H139V222H137ZM161 223H162V222H161ZM231 223H232V222H231ZM231 223H230V221L228 220V224H231ZM236 223H237V222H236ZM236 223H235V224H236ZM238 223H239V222H238ZM242 223H243V222H242ZM242 223H241V224H242ZM139 224H140V223H139ZM141 224H142V223H141ZM118 225H119V224H118ZM130 225H131V224H130ZM130 225H129V226H130ZM245 225H246V224H245ZM88 226H89V225H88ZM148 226H149V225H148ZM148 226H147V227H148ZM132 227H133V226H132ZM136 227H138V226H136ZM136 227H135V228H136ZM160 227H161V226H160ZM230 227L233 228V229H235V228H234L235 226L233 227L232 225H230V226L228 227V226L226 225V229H227V228H230ZM237 227H238V226H236V229H237ZM152 229L154 230V228H152ZM233 229L231 230L232 233L235 231V230H233ZM130 230H131V229H130ZM134 230H135V229H134ZM134 230H131V231H134ZM137 230H139V228H138ZM139 231H140V230H139ZM139 231H137V232H139ZM226 231H227V230H226ZM122 232H123V231H122ZM122 232H121V233H122ZM135 232H136V231H135ZM135 232H134V233H135ZM236 232H237V231H235V233H236ZM238 232H239V231H238ZM238 232L236 233L237 235H239ZM132 233H133V232H132ZM146 233H147V232H146ZM235 233H234V234H235ZM116 234H117V233H116ZM130 234H131V233H130ZM155 234H156V233H155ZM140 236H141V235H140ZM140 236H139V237H140ZM142 236H143V235H142ZM144 236H146V234H145ZM260 236H261V235H260ZM158 237H159V236H158ZM220 237H221V236H220ZM238 237H239V236H238ZM1 238H2V237H1ZM7 238H9V237H7ZM11 238H12V237H11ZM42 238H43V237H42ZM42 238H41V239H42ZM53 238H54V237H53ZM55 238H56V237H55ZM57 238H58V237H57ZM66 238H67V239H66ZM66 238H65V239H66L65 242L67 241V243L70 244V242H68V241L70 240V237H66ZM77 238H79V240H78L79 246H77L78 244H77V242H76V244H77V245H76V248H77V249H75V252H76L77 257L80 256V255H82V256L84 255V256H85V252H86V251H85V246L87 247V246L90 245V246H89V248H90L91 246H93L92 244H95V243L97 242L96 238H94L93 240H92V239H87L88 241H86L84 238H89V237H84V238L77 237ZM122 238H123V237H122ZM26 239H27V238H26ZM33 239H34V238H33ZM33 239H32V240H33ZM38 239H39V238L37 237V240H38ZM44 239H45V238H44ZM46 239H47V238H46ZM61 239H62V238H61ZM100 239H101V238H100ZM123 239H124V238H123ZM123 239H121V240H123ZM138 239H140V238H138ZM138 239H135V241H136V240L139 241ZM226 239H227V238H226ZM37 240H36V241H37ZM75 240H77V239H75ZM132 240H133V239H132ZM224 240H225V239H224ZM224 240H223V241H224ZM25 241H26V240H25ZM27 241H28V240H27ZM40 241H41V240H40ZM45 241H46V240H44L43 242H45ZM51 241H52V240H51ZM63 241H64V240H63ZM135 241H134V242H135ZM145 241H146V240H145ZM145 241H144V242H145ZM216 241H217V240H216ZM216 241H215V242H216ZM229 241H230V240H229ZM229 241H228V242H229ZM28 242H29L28 244L30 245L31 240L28 241ZM34 242H35V241H34ZM59 242H61V240H60ZM74 242H75V241H74ZM99 242H100V241H99ZM115 242H116V240L114 241V243L112 244V246L104 247V249L101 248L102 250H101L100 253L97 252V254L99 253L97 256H96V255H94V256L92 255V257H94L95 259H93V260H94L93 262H92V260H91L90 264H108V262L110 261V260H109L110 257L113 258L114 264H149L150 262H154V261H152L151 259H150V260H151L150 262L148 261V253H147V251H146V248H147V247L145 248V247H143V245H142V247H141V249L139 250V252H137V254H138L137 257H138V258H134V256H133V252H131L130 247L127 249V245H128L129 243H127L125 240H124V241H121V244H120V245H122L123 247H122V250H120V252H121V253H120V252H118V250L116 249L117 245H115ZM132 242H133V241H132ZM140 242H142V240H141ZM224 242H225V241H224ZM228 242H227V243H228ZM259 242H260V241H259ZM6 243H7V242H6ZM36 243H37V242H36ZM36 243H34V244L36 245ZM45 243H46V242H45ZM90 243H91V244H90ZM97 243H98V242H97ZM116 243H120V241H118V242H116ZM138 243H139V242H138ZM160 243H161V242H160ZM213 243H214V242H213ZM261 243H262V242H261ZM20 244H21V243H20ZM43 244H44V243H43ZM86 244H89V245H86ZM141 244H142V243H141ZM225 244H226V243H225ZM225 244H224V245H225ZM262 244H263V243H262ZM262 244H261V245H262ZM22 245L24 246V244H22ZM22 245H21V246H22ZM25 245H26V244H25ZM32 245H33V243H32ZM60 245H61V243H60ZM60 245H59V246H60ZM65 245H66V244H65ZM65 245H63V246H65ZM72 245H73V244H72ZM214 245H215V244H214ZM217 245H218V244H217ZM224 245H223V246H224ZM254 245H255V244H254ZM256 245H257V244H256ZM258 245H259V244H258ZM263 245H264V244H263ZM23 246H22V247H23ZM68 246H69V245H68ZM98 246H99V245H98ZM139 246H140V245H139ZM147 246H148V245H147ZM154 246H155V245H154ZM160 246H161V245H160ZM219 246H220V244H219ZM7 247H8V246H7ZM22 247H19V248L21 249ZM24 247H25V246H24ZM28 247H30V246H28ZM32 247H34V246H32ZM60 247H61V250H60L59 259H58V257H57V259H58L57 262L59 261L58 264H62V261H63L62 259H63V258H66V257H65V254H66V252L68 251V249H66V247H64V248H63L62 246H60ZM81 247H83V248H81ZM101 247H102V246H101ZM217 247H218V246H217ZM224 247H225V246H224ZM254 247H255V246H252V247H250V248L253 250ZM19 248H18V249H19ZM92 248H93V247H92ZM98 248H99V247H98ZM153 248H154V247H153ZM263 248H264V246H262V249H261V247L258 248V251H259V250H263ZM8 249H10V248H8ZM20 249H19V251H20ZM28 249H29V248H28ZM78 249H80V250H78ZM119 249H120V248H119ZM155 249H156V248H155ZM12 250H13V249H12ZM12 250H11V251H12ZM21 250H22V249H21ZM23 250H24V249H23ZM56 250H57V249H56ZM58 250H59V249H58ZM66 250H67V251H66ZM76 250H77V251H76ZM86 250H87V248H86ZM6 251H7V250H6ZM6 251H5V252H6ZM8 251H10V250H8ZM11 251H10V253H11ZM14 251H15V252H18L17 250L14 249V250H13V253H14ZM91 251H93V250L91 249ZM137 251H138V250H137ZM157 251H158V250H157ZM209 251H210V250H209ZM209 251H208V252H209ZM215 251H216V250H215ZM224 251H225V250H224ZM263 251H264V250H263ZM23 252H24V251H23ZM58 252H59V251H58ZM73 252H74V251H73ZM151 252H152V251H151ZM151 252H150V254H151ZM6 253H8V252H6ZM67 253H68V252H67ZM154 253L156 254L157 252L155 251ZM262 253H263V252H262ZM15 254H16V253H15ZM15 254H14V255H15ZM28 254H29V253H28ZM53 254H54V253H53ZM57 254H58V253H57ZM205 254H208V253H205ZM205 254H204V255H205ZM19 255H20V254H18V257H19ZM22 255H23V254H22ZM87 255H88V254H86V256H87ZM152 255H153V254H152ZM208 255H209V254H208ZM208 255H207V256H208ZM224 255H226V254H224ZM11 256H13V254H12ZM11 256H10V257H11ZM26 256H27V255H26ZM51 256H52V255H51ZM54 256H55V255H54ZM67 256H68V255H67ZM73 256H74V255H73ZM95 256H96V257H95ZM196 256H197V255H196ZM212 256H213V255H212ZM219 256H220V255H219ZM263 256H264V255H263ZM18 257H16V255H15V257H13L14 260L11 261V258H9V259H7V261H6L7 263H6V262H5V263H6V264H18V262H17V261H18V260H17ZM80 257H81V256H80ZM80 257H79V259H81ZM155 257H156V256H155ZM205 257H206V255H205ZM208 257H209V256H208ZM225 257H226V256H225ZM6 258H7V256H6ZM54 258H55V257H54ZM160 258H161V257H160ZM229 258H230V257H228V259H229ZM22 259H23V258H22ZM41 259H42V258H41ZM50 259H51V258H50ZM72 259H73V258H72ZM89 259H90V258H89ZM205 259H206V258H205ZM210 259H211V257H209L208 260L211 261V263H212V260H210ZM214 259H215V258H214ZM228 259H227V260H228ZM230 259H231V258H230ZM45 260H46V259H45ZM45 260H44V262H42V261L40 260V263H41V264H47V263L50 264V262L45 263ZM47 260H48V259H47ZM65 260H66V259H64V264L66 263ZM73 260H74V259H73ZM83 260H84V259H83ZM154 260H155V259H154ZM157 260H158V258H157ZM161 260H163V259H161ZM219 260L221 261V259H219ZM262 260H263V259H262ZM52 261H53V257H52ZM52 261H51V262H52ZM89 261H90V260H89ZM158 261H159V260H158ZM163 261H165V260H163ZM166 261H167V260H166ZM166 261H165V262H166ZM203 261H204V260H203ZM216 261H217V260H216ZM216 261H215V263H216ZM222 261H223V259H222ZM230 261H231V260H230ZM78 262H81V261H78ZM148 262H149V263H148ZM207 262H208V261H207ZM207 262H206V263H207ZM54 263H55V262H54ZM54 263H51V264H54ZM196 263H197V262H196ZM203 263H204V262H203ZM225 263H226V262H225ZM55 264H56V263H55ZM74 264H76V263H74ZM83 264H84V263H83ZM88 264H89V263H88ZM111 264H113V263H111ZM229 264H230V263H229Z\"/></svg>", "mask_w": 264, "mask_h": 264}]
</instances>
